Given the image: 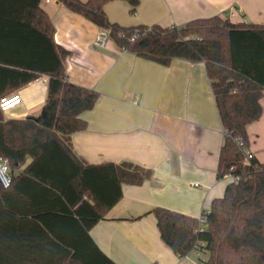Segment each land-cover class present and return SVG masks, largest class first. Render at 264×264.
<instances>
[{
  "label": "trees",
  "instance_id": "trees-1",
  "mask_svg": "<svg viewBox=\"0 0 264 264\" xmlns=\"http://www.w3.org/2000/svg\"><path fill=\"white\" fill-rule=\"evenodd\" d=\"M101 28L122 50L169 65L203 61L225 131L218 176H232L204 221L153 208L162 239L180 257L207 249L203 264H264V163L249 158L247 126L263 113L264 24L241 25L219 15L182 26L124 25L111 21L113 0H60ZM135 12L140 0H127ZM41 0H0V98L48 75L46 102L37 114L6 118L0 109V155L12 182L0 181V264H117L90 229L150 168L131 161L89 163L71 137L87 128L82 114L99 92L71 82L69 51L54 39Z\"/></svg>",
  "mask_w": 264,
  "mask_h": 264
},
{
  "label": "crops",
  "instance_id": "crops-1",
  "mask_svg": "<svg viewBox=\"0 0 264 264\" xmlns=\"http://www.w3.org/2000/svg\"><path fill=\"white\" fill-rule=\"evenodd\" d=\"M40 6L52 20L55 41L69 51L67 78L99 92L82 114L87 128L71 137L76 153L89 163L131 161L153 171L142 184H123L122 198L90 235L117 264H190L191 253L180 257L164 242L152 210L201 217L233 179L218 176L225 131L205 62L175 58L164 65L120 49L111 38L98 47L99 25L60 0H41ZM105 9L124 25L182 26L216 15L264 24V0H140L135 12L127 0H113ZM48 79L42 75L14 91L22 102L5 117L39 113ZM261 103L263 113L247 131L248 149L264 163V94Z\"/></svg>",
  "mask_w": 264,
  "mask_h": 264
},
{
  "label": "built area",
  "instance_id": "built-area-1",
  "mask_svg": "<svg viewBox=\"0 0 264 264\" xmlns=\"http://www.w3.org/2000/svg\"><path fill=\"white\" fill-rule=\"evenodd\" d=\"M109 38L110 37L108 30L102 28L98 35V38L95 41V45L98 47H105ZM9 102H11V106H7ZM21 102H22L21 94L19 92H13L11 94L4 95L0 98V109L6 112ZM246 154L249 158L253 157V153L249 149H247ZM0 181L5 187H8L12 182V173L10 169L9 159L2 155H0ZM205 212L200 217L201 221H204L205 219ZM151 264H162V263L159 261H155ZM178 264H182V263L180 262ZM197 264H203V263L199 262Z\"/></svg>",
  "mask_w": 264,
  "mask_h": 264
},
{
  "label": "rangeland",
  "instance_id": "rangeland-1",
  "mask_svg": "<svg viewBox=\"0 0 264 264\" xmlns=\"http://www.w3.org/2000/svg\"><path fill=\"white\" fill-rule=\"evenodd\" d=\"M208 257H209V251L207 249H201L199 254L191 253L189 255L187 262H190V264H192V263L195 264L199 261L202 262L203 260L207 259ZM190 260L192 261V263Z\"/></svg>",
  "mask_w": 264,
  "mask_h": 264
},
{
  "label": "snow or ice",
  "instance_id": "snow-or-ice-1",
  "mask_svg": "<svg viewBox=\"0 0 264 264\" xmlns=\"http://www.w3.org/2000/svg\"><path fill=\"white\" fill-rule=\"evenodd\" d=\"M7 106H11V102H9V104Z\"/></svg>",
  "mask_w": 264,
  "mask_h": 264
}]
</instances>
